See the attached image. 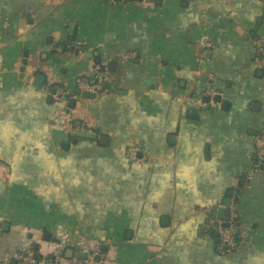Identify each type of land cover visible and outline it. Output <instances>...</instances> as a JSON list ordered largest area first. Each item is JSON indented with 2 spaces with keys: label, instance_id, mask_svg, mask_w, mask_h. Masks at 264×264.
<instances>
[{
  "label": "crops",
  "instance_id": "0c3cea01",
  "mask_svg": "<svg viewBox=\"0 0 264 264\" xmlns=\"http://www.w3.org/2000/svg\"><path fill=\"white\" fill-rule=\"evenodd\" d=\"M263 52L264 0H0V264H264ZM94 66V98L55 100ZM66 106L96 139L53 124ZM229 191L222 253L205 224Z\"/></svg>",
  "mask_w": 264,
  "mask_h": 264
},
{
  "label": "built area",
  "instance_id": "2783aa9c",
  "mask_svg": "<svg viewBox=\"0 0 264 264\" xmlns=\"http://www.w3.org/2000/svg\"><path fill=\"white\" fill-rule=\"evenodd\" d=\"M261 41H258L256 44L260 51ZM264 55V52H263ZM128 56H124V59ZM259 64H264V57L262 60L257 61ZM212 80L213 78L209 76ZM112 82V76L110 72L100 66H94L91 71L85 75H81L75 80V87L77 90V95H70L60 88L54 90V98L57 102L67 103L69 99H76L81 93H94L97 94L102 90V84H109ZM215 88L210 87L204 92V96L215 95ZM53 124L60 126L66 135L73 137L77 132H87L91 133L84 123L81 121L75 120L73 118L72 109L66 107H61L53 116ZM141 150L138 146H130L126 150V158L137 166L142 165L147 157L140 156ZM252 173L264 172V158L259 159L257 163L253 165ZM231 206V205H230ZM224 208L223 205L218 204L215 210ZM230 209V208H229ZM207 219H206V228L212 235L217 239L218 249L222 253H227L233 251L238 246V231L239 224L237 217L234 213H231L228 217L226 223L227 226H223L224 221L217 217L213 212L210 213V210H207ZM55 261H58V255H55ZM34 254L31 251H26L24 253L11 252L7 253L2 260L1 264H35ZM67 264H84L80 260H70Z\"/></svg>",
  "mask_w": 264,
  "mask_h": 264
},
{
  "label": "water",
  "instance_id": "95a60500",
  "mask_svg": "<svg viewBox=\"0 0 264 264\" xmlns=\"http://www.w3.org/2000/svg\"><path fill=\"white\" fill-rule=\"evenodd\" d=\"M24 64H25V62H24ZM39 79H42V75L37 76V81ZM95 95L96 94H94V93H86V92L80 94V96L82 98H87V99L94 98ZM204 100L206 102H208L210 100V97L206 96ZM213 101L214 102H219L220 101V96L219 95L214 96L213 97ZM70 105L72 106V103ZM74 137L75 138H83V139H96L97 138V136L95 134L87 133V132H77L74 135ZM104 139H105L104 137H100L101 141H104ZM242 185H243L242 181H239L238 184H237L238 187H241ZM237 194H238V191H234V192L233 191H229L227 193V197L223 201L224 209H220V210L213 209V212H217L219 218L224 221L223 226H227L226 221H227L228 217L230 216V209L229 208H230V205H231V198H232L233 195H237ZM46 239H48V236H46ZM51 240L55 241V242H59L58 240L53 239V238H51ZM36 248L37 247H34V250H36ZM66 252H67L66 253V257L71 258L73 252L71 250H69V249ZM75 256H76V258H79V259H85L86 258V254L82 253V252L76 253ZM36 258H37V255L34 254V259H36Z\"/></svg>",
  "mask_w": 264,
  "mask_h": 264
}]
</instances>
